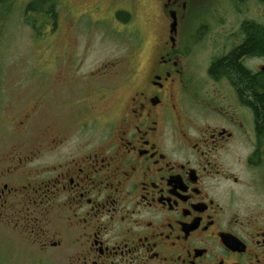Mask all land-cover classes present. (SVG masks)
Segmentation results:
<instances>
[{"label":"flooded vegetation","instance_id":"flooded-vegetation-1","mask_svg":"<svg viewBox=\"0 0 264 264\" xmlns=\"http://www.w3.org/2000/svg\"><path fill=\"white\" fill-rule=\"evenodd\" d=\"M142 4L154 11L147 52L137 21ZM15 11L33 36L54 38L61 20H72L73 34H126L133 51L130 67L113 62L80 77L70 70L63 85L80 82L93 92L77 111L74 98L85 93L70 94L69 123L81 122L75 138L57 130L34 151L5 158L0 264H264V214L244 200L248 189L264 187V126L248 88L264 89V53L248 52L253 36H264V0H0V15ZM198 34L212 37L204 78L216 86L212 93L198 86L190 53ZM110 68L130 89L115 110L98 103L116 86H99ZM195 88L203 107L193 113ZM9 92L0 78L3 111ZM42 97L16 131L47 113ZM44 149L53 163L32 167Z\"/></svg>","mask_w":264,"mask_h":264},{"label":"rangeland","instance_id":"rangeland-1","mask_svg":"<svg viewBox=\"0 0 264 264\" xmlns=\"http://www.w3.org/2000/svg\"><path fill=\"white\" fill-rule=\"evenodd\" d=\"M12 7L13 4L10 8ZM37 13L38 11L30 12L29 15H33L34 18H36ZM153 13L152 6L150 11L146 4H142L138 9L137 21L141 30H144L141 48L142 52L150 50L152 45L151 37H147L146 35L147 30L150 31L151 29L149 20L151 19L150 15L152 17ZM45 25V22L42 23V31L44 33V29H46ZM60 25V31L54 38L50 37L47 33L46 37H41L40 35L33 36V32L28 26L25 27L23 22L20 21L16 11L14 14L10 12L8 16L0 15V78L10 83V92L5 95L2 94L1 96V104L8 101V110L5 109L3 111V109H0V119L5 120L3 124L9 123V129H7V132L2 122L0 123L2 127L0 128V169L6 166L5 158H17L28 152L34 151L35 147L41 146V142L45 144L46 140L53 136L57 130L65 134L68 140L72 138L74 129L81 122H78L77 119H73L71 124L69 123L71 121L68 111L70 94L75 93L74 96H76L79 93H85L78 96L76 102V97L74 98V110L77 111V109H80L77 104L80 105L82 109L86 108L84 100H88L89 93L93 92L86 89L84 86L87 87V85L81 84L80 82L75 83L73 86L63 85V83H67L70 81L71 77H73L74 72L70 73L71 69L74 70V68H76L75 77H80L82 74L93 70V68L97 66H102L104 64L110 65L113 62L122 61V67L131 66V62L129 61L133 48L129 46L131 44V37L126 36V34L114 36L104 32H97L80 35L68 31L70 30L69 27L67 29V26L72 27V25H74V21L61 20ZM192 42L193 48L190 53L192 54L193 65L196 68V77L200 78V80H198V86L201 88L205 87V91H209L210 93L215 92L216 86H213L209 80H205L213 53L212 37L209 34H198V36L192 39ZM67 52L69 54H67ZM142 56L144 55L142 54ZM56 60L60 62V66L55 67ZM72 61L74 65L71 66ZM40 71L42 72L40 73ZM105 72L106 73L101 76V83L99 86L104 89H107L108 86H116L112 91H107L101 103L98 99L99 108L106 106L107 108L112 107V109L115 110L117 103L126 97L125 95H127L130 89L124 87L125 81L123 79H125V75L122 77L123 79H118L117 77H119V75L117 74V70L113 68L105 70ZM32 78L34 79L32 80ZM25 80L27 83L24 87L21 89L14 88L16 83L19 82L23 84ZM40 80L41 84L39 85H29L32 82H39ZM55 83L63 86H58L57 88ZM84 88L87 91L82 92ZM201 88L197 90V93L202 92ZM66 90L67 95L65 93ZM195 91L196 88L193 93L190 94V100L193 103L190 102L191 105L189 108H192L191 111L193 113H195L198 108L203 107L200 105L202 104L200 102V97H198ZM40 93L44 95L45 99L42 97V104L44 111L48 114L45 113L39 117V119L34 122V125H30L24 132L20 133L16 131L18 130V119L22 118L21 116L26 111L35 107L36 98H38ZM64 96L68 100L62 102L61 99ZM98 96L100 97L99 94ZM52 98L53 100L50 101ZM58 98L59 106L56 102ZM96 98L97 97L94 96L89 101L97 104L95 101ZM23 103H25L24 106L22 105ZM56 104L58 107H56ZM195 104H197V106ZM62 105L67 110L65 109L64 114H56V109L60 111ZM87 108L89 107L87 106ZM73 138L75 137L73 136ZM44 150L42 156L33 161L32 167L38 164L51 165V163H53L56 156L52 155V150L49 149L50 152L46 151L48 149ZM17 161L16 159V161H13L11 164L16 165L18 163ZM240 174L243 180L247 181L249 179L248 176L242 173ZM244 200L245 205H248L249 209L264 214V187L257 185L248 189L244 192ZM2 237L3 236L0 234V241ZM5 244L6 242L1 244L0 248H5Z\"/></svg>","mask_w":264,"mask_h":264},{"label":"trees","instance_id":"trees-1","mask_svg":"<svg viewBox=\"0 0 264 264\" xmlns=\"http://www.w3.org/2000/svg\"><path fill=\"white\" fill-rule=\"evenodd\" d=\"M251 44H250V50L248 52H256L260 51L264 53V36H253ZM229 70L226 66L222 68V70ZM248 87L250 89V92L252 94L253 98V104L256 110L257 119H258V125L260 128L264 126V89L263 86L260 87V89H256V85L253 86V83L249 84ZM241 87H243L241 85ZM247 87V86H246Z\"/></svg>","mask_w":264,"mask_h":264},{"label":"water","instance_id":"water-1","mask_svg":"<svg viewBox=\"0 0 264 264\" xmlns=\"http://www.w3.org/2000/svg\"><path fill=\"white\" fill-rule=\"evenodd\" d=\"M175 26H176V24L174 23V24H172V29H175Z\"/></svg>","mask_w":264,"mask_h":264}]
</instances>
